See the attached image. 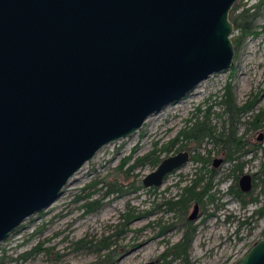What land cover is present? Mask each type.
I'll return each mask as SVG.
<instances>
[{
	"label": "water",
	"instance_id": "obj_1",
	"mask_svg": "<svg viewBox=\"0 0 264 264\" xmlns=\"http://www.w3.org/2000/svg\"><path fill=\"white\" fill-rule=\"evenodd\" d=\"M238 1L0 0V243L102 147L233 66ZM189 160L162 159L143 186ZM238 186L248 192L252 176ZM199 216L195 203L187 218ZM236 264H264V238Z\"/></svg>",
	"mask_w": 264,
	"mask_h": 264
},
{
	"label": "rangeland",
	"instance_id": "obj_2",
	"mask_svg": "<svg viewBox=\"0 0 264 264\" xmlns=\"http://www.w3.org/2000/svg\"><path fill=\"white\" fill-rule=\"evenodd\" d=\"M260 1L238 2L248 8ZM256 24L260 33L246 37L235 52L230 69L201 81L179 102L147 118L133 135L102 147L71 177L58 199L28 217L0 243V264H96L99 255L94 247L82 248L77 244L78 240H100L116 232L111 237L110 249L115 251L113 264L149 261L155 264H236L256 241L264 238V179L258 173L264 161V114L259 121L246 123L252 122L256 114L264 113V4L258 11ZM227 82H230L238 105L249 103L252 106L234 130L243 142L237 153L241 172L233 171V163L224 160L225 150L214 146L212 141L197 144L183 140L181 136L177 139L182 129H187L196 120H203L205 115L218 130H222L223 125V131L227 130L226 114L223 106L217 103ZM171 140L175 141L170 144ZM165 146L169 151L159 152ZM154 149L160 159L182 151H187L190 157L197 155L205 159V169L199 175L203 176L200 185L209 186L208 195L198 203L200 216L195 221L189 220L194 235L186 261L170 259V255L165 259L160 257L168 246L181 239L187 228L184 220L174 210H168L164 201L175 199L181 188L198 176L195 172L203 163L190 159L169 173L164 184L150 188L142 185V179L156 165L146 163L135 168L132 172L136 176L130 174L128 178L116 169L123 158L129 156V164ZM219 158L222 161L213 166V160ZM244 173L252 176L251 189L243 192L248 200L245 205L228 192L235 183L238 185L234 176L237 174L239 178ZM96 178L120 182L130 192L110 195L98 210L85 214L82 201L74 199L83 193L82 187ZM131 185L142 187L134 191ZM98 197L100 193L89 200ZM250 198L256 201L250 202ZM195 203L190 204L186 220ZM127 211L136 216L121 228V214ZM38 245L41 251L24 257ZM101 253H107V249Z\"/></svg>",
	"mask_w": 264,
	"mask_h": 264
},
{
	"label": "trees",
	"instance_id": "obj_3",
	"mask_svg": "<svg viewBox=\"0 0 264 264\" xmlns=\"http://www.w3.org/2000/svg\"><path fill=\"white\" fill-rule=\"evenodd\" d=\"M260 1V0H259ZM264 0H261L256 5L251 7H244L242 4L236 3L234 7L231 9L229 13V20L233 24V34L231 36V41L235 48V52H238L239 48L242 46L244 40L248 36H255L260 33L258 26L256 24V20L258 17V11L261 8ZM217 103L223 106V113L226 114V119L224 120V124L228 122L229 126H227V130L223 125L222 130H218L216 126L212 125L208 119L207 115H205L203 120H196L191 126L187 129H182L177 136L183 138V140H190L200 144L203 141H212L214 146L219 147L222 150H225V162L233 163V171L241 172V164L238 163V152L241 150L243 142L241 143L242 137L235 134V127L241 123V118L245 115V113L250 110L252 107L249 103H244L243 105H238L235 97L231 90L230 82L224 86L222 94L218 96ZM264 113L256 114L254 116V120L252 122H246L253 124L255 121H259L260 116H263ZM176 139V138H175ZM175 140H171L170 144ZM182 150V149H179ZM167 152L169 151L168 146H165L163 149L159 150V152ZM156 149L150 151L149 153L136 158L132 163L128 164L130 157L127 156L120 161V164L116 167L117 170H121L125 178H128L130 174L136 176L132 171L135 168L143 166L146 163L151 165H157L162 159L155 153ZM193 161L202 162V166L198 168L196 175H198L195 179L191 180L188 185L183 186L181 188V193L175 199L165 200L164 203L167 206L168 210H174L177 215H179L184 221V225L186 224L187 228L184 229L183 235L181 239H179L176 243L168 246L165 252L162 254V258H166V256L170 255V259L178 258L186 261L188 256V251L192 242V238L194 235V228L190 225L189 220L185 218L187 214L188 208L191 203L202 202L204 196L208 195V184L200 183L203 180V176L199 175V172L202 169H205V159L192 155L190 157ZM259 176L261 179H264V161L261 163V167L259 169ZM235 180H238V175L234 176ZM99 185V186H98ZM143 185V184H142ZM132 186V185H131ZM142 186H132L131 190H138ZM105 188V190H103ZM81 194H78L74 199L75 201H82L81 207L83 212L90 213L98 210L103 204L104 200L107 199L110 195L116 194V196L123 195L125 193L130 192V189L126 188L122 183L116 182H106L103 178H96L92 180L90 183L86 184L81 188ZM230 194H232L235 198H237L243 205L248 203V200L245 199V194L239 189L237 183L234 186H231L228 190ZM100 193V197L95 198L93 200H89L92 195ZM250 202H255L256 199L250 198ZM259 214L262 211H258ZM136 215L130 211H127L124 214H121L122 222L119 224L121 228L133 217ZM20 227V226H19ZM117 234V232L115 233ZM104 236L100 240H88L87 242H83L84 239L78 240L77 244H80L82 248L94 247L96 253L99 255V258L96 264H113L114 262V250L110 249L113 241L111 240L112 235ZM107 249V253L102 254L103 250ZM40 250V246L34 247L31 251H28L24 257L27 255H31L33 253H38ZM163 259V260H164ZM167 262V260H165Z\"/></svg>",
	"mask_w": 264,
	"mask_h": 264
},
{
	"label": "flooded vegetation",
	"instance_id": "obj_4",
	"mask_svg": "<svg viewBox=\"0 0 264 264\" xmlns=\"http://www.w3.org/2000/svg\"><path fill=\"white\" fill-rule=\"evenodd\" d=\"M198 204V203H197ZM199 205V204H198ZM200 214V213H199ZM188 219V218H187Z\"/></svg>",
	"mask_w": 264,
	"mask_h": 264
},
{
	"label": "bare ground",
	"instance_id": "obj_5",
	"mask_svg": "<svg viewBox=\"0 0 264 264\" xmlns=\"http://www.w3.org/2000/svg\"><path fill=\"white\" fill-rule=\"evenodd\" d=\"M200 85V84H199ZM164 184V183H163Z\"/></svg>",
	"mask_w": 264,
	"mask_h": 264
}]
</instances>
